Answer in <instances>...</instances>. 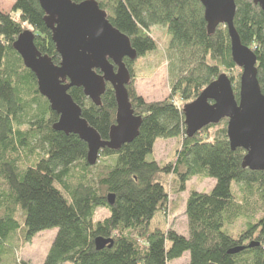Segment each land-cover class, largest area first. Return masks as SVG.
I'll return each mask as SVG.
<instances>
[{"label": "trees", "instance_id": "trees-1", "mask_svg": "<svg viewBox=\"0 0 264 264\" xmlns=\"http://www.w3.org/2000/svg\"><path fill=\"white\" fill-rule=\"evenodd\" d=\"M71 1H95L130 40L138 60L158 51L152 32L164 29L172 94L145 103L134 89L135 62L125 59L129 100L142 118L139 135L118 151H100L91 166L86 143L54 130L59 116L14 49L19 36L30 31L38 51L60 65L39 2L16 0L11 12H0V264H30L16 259L14 250L54 229L44 264H170L186 254L187 264H264V172L243 168L246 152L231 149L227 119L186 137L184 107L220 75L230 77L239 101L240 68L232 59L227 27L210 35L198 0ZM235 2L234 26L257 57L264 94V12L252 0ZM69 94L82 118L108 141L117 116L113 87L107 84L99 107L82 89ZM170 139H182L181 146L173 162L160 165L154 147ZM193 178L211 179L215 186L209 194L192 191L186 200V237L171 226L176 208L170 198L184 193ZM109 195L115 196L113 206ZM98 210L108 217L95 222ZM241 221L244 228L235 233ZM97 238L111 240L112 248L98 251ZM237 249L243 250L231 253Z\"/></svg>", "mask_w": 264, "mask_h": 264}, {"label": "water", "instance_id": "water-1", "mask_svg": "<svg viewBox=\"0 0 264 264\" xmlns=\"http://www.w3.org/2000/svg\"><path fill=\"white\" fill-rule=\"evenodd\" d=\"M45 13V23L52 32V41L61 57L59 66L43 56L35 46L34 34L26 31L14 44L25 66L36 77L40 94L46 98L53 112L59 116L54 130L76 135L88 147L87 161L96 165L100 151H118L139 135L142 118L136 117L129 100L127 86L130 73L124 60L138 58L130 40L115 29L95 1L75 4L71 0H37ZM205 10L208 33L219 26L228 29L232 59L242 70L239 101L230 77L222 74L211 83L196 101L184 107L186 137L192 138L207 126L218 125L227 119V135L233 151L243 149L246 156L243 168L264 172V94L258 81L257 57L241 43L235 29V0H198ZM264 12V0H252ZM116 69V70H115ZM107 84L115 92L116 124L108 141H103L95 129L82 118V109L69 91L82 89L97 107L106 92ZM109 205L115 196H108ZM113 242L97 238L98 251L112 248ZM255 245H251L254 247ZM243 249L231 251L238 253Z\"/></svg>", "mask_w": 264, "mask_h": 264}, {"label": "rangeland", "instance_id": "rangeland-1", "mask_svg": "<svg viewBox=\"0 0 264 264\" xmlns=\"http://www.w3.org/2000/svg\"><path fill=\"white\" fill-rule=\"evenodd\" d=\"M15 2L16 0H0V12H11ZM152 33L157 40L158 51L142 59L138 60L137 58L133 66L135 75L133 84L135 92L145 103L150 104L165 101L172 94L168 74V61L166 60L168 38L165 30L162 28H154ZM241 73L242 71L239 69L236 76L241 75ZM174 103L178 107L182 105L178 99L174 101ZM211 134L213 137L215 135V130H212ZM181 142L182 139L159 140L154 147V160L160 165L173 162L181 146ZM214 186L215 181L211 179L193 178L187 184L184 193L180 194L178 197H171L170 203L172 208H174V206L176 208L174 214L170 216L171 226L182 235L188 237V223L184 216L186 200L192 191L209 194L212 192ZM106 217H108V212L106 210H98L94 221L98 222ZM243 228V223L241 221L236 224L233 231L238 233ZM56 234V229L38 233L33 237L30 243H21L19 247L14 250L13 256L19 261H26L30 264H44ZM188 262L189 255L186 254L182 259L170 264H187Z\"/></svg>", "mask_w": 264, "mask_h": 264}]
</instances>
